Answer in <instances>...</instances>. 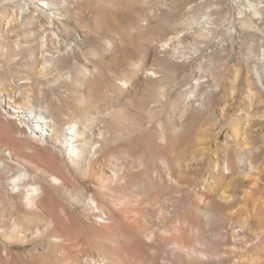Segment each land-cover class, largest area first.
Wrapping results in <instances>:
<instances>
[{
	"label": "rangeland",
	"instance_id": "374dc122",
	"mask_svg": "<svg viewBox=\"0 0 264 264\" xmlns=\"http://www.w3.org/2000/svg\"><path fill=\"white\" fill-rule=\"evenodd\" d=\"M28 1L3 0L0 12L17 15L18 2L24 5ZM73 1L66 0L62 23V29L68 31L64 29L61 38L55 36L48 53L42 48L45 39L34 34L44 17L31 8L33 36L19 24L11 30L6 22L0 32V192L6 202L0 215V264H52L69 252L51 247L50 240L41 235L42 226L38 228L37 219L29 213L23 211L19 216L10 212V205L28 210L27 190L16 189L10 180L16 176L12 169L16 159L25 158L29 151L25 147L19 151L26 130L5 114L10 111L8 106L19 105L28 112L31 107L57 104L75 115L88 89L84 83L88 84V76L92 77L104 58L125 63L129 74L117 85L129 94L143 92L151 87V80H158L152 87L173 96L172 112L160 117L155 132L145 127L124 140L128 154L142 159L144 171L157 169L152 161L156 146L160 145L162 157L173 159L170 166L177 182L155 189L158 210L178 219H206L210 234L211 223L220 219L225 238L222 250L227 253L223 264H264V0H109L114 7L123 6L128 37L103 29L87 11L72 5ZM132 16L137 26L128 22ZM135 40L139 41L137 51ZM64 44L71 47L67 45L65 51ZM167 61L172 65L170 70L166 69ZM151 72L158 78L148 75ZM186 105L188 137L180 133L170 149L164 139L165 125L171 120L175 129L181 130ZM99 112L85 119L104 116ZM96 124H90L93 131ZM89 185L93 187L91 182ZM80 189L58 194L51 188L80 216L66 219L79 239L76 253L101 250L113 260L127 259V264H162L166 244L129 236L125 229L129 220H145L148 203L140 202L136 207L130 202L144 191H112L104 206L113 216H105L107 230L102 232L97 225L100 219L77 205ZM118 196L125 204L110 208L113 202L121 201Z\"/></svg>",
	"mask_w": 264,
	"mask_h": 264
},
{
	"label": "bare ground",
	"instance_id": "6f19581e",
	"mask_svg": "<svg viewBox=\"0 0 264 264\" xmlns=\"http://www.w3.org/2000/svg\"><path fill=\"white\" fill-rule=\"evenodd\" d=\"M2 1L0 0V3ZM28 2L30 3H24V5L23 2L21 5L18 2L17 7L14 5V8L18 9L16 10L18 11L17 15L15 12V15L9 17L7 12L3 10L0 12V32L6 22V26L11 30L16 29L19 24L20 28H25V31L29 33L28 36H33V27L30 26H34L32 22L35 23V19L34 15L30 16L29 8H31L33 12L41 13L44 17L43 24L39 25L40 28L37 29L35 25L36 33L34 34L45 39L42 40L43 45H41L42 48L47 49L50 44L55 42V36L59 38L61 35L63 36L65 28L62 29L64 27L62 23L65 20L66 0H30ZM72 5L87 11L91 20L103 29L113 30L128 37L125 26L126 16L122 12L123 6L114 7L109 0H74ZM20 18H22L21 21ZM132 18L133 20L129 19L128 22L132 21L131 23L137 26L136 18L133 16ZM14 25L17 26L13 27ZM138 42L137 40L133 42L135 51L139 49ZM67 45H62V48L67 50L69 48ZM68 46L71 47V45ZM104 47L98 48L104 49ZM46 52L48 53L49 50L47 49ZM52 54L51 56L48 54L50 59L53 58ZM51 61L55 64L53 59ZM62 64L65 65V63ZM124 65L122 60L110 58H104L96 65L94 68L96 72H93L92 77L87 75L89 77L88 84L84 83L88 85L86 94H83L85 96L81 95L84 99H82V103L85 104L81 103L76 106L75 115L73 110L69 115L66 113L65 107H60L57 104H52L51 107L42 106L43 108L41 106H38L39 108L31 107L28 112L20 110L22 108L19 105L8 106L10 111L5 114H10V118L16 121L18 127L26 130V140L20 141L19 151L22 152V147L29 151L25 158L18 157L16 159L14 167H12L16 176L10 180V184L16 189L27 190L28 210H17L16 205L9 204L10 212L19 216V213L23 211L25 214L29 213L32 219H37L38 228L42 226L41 235L43 234L44 238L50 240L51 247L69 250L66 256L52 264H127V259L113 260L101 250H97L94 254L76 253V248L80 246L79 239H77L76 233L67 226L66 219H79L80 216L74 213L68 205H65L53 191L64 194L69 188L81 186L80 199H77L76 203L91 213L94 219H100L97 225L102 232L107 230L104 225L106 223L105 216H113L106 211L104 206V202L109 200V194L112 191L132 190L136 193L144 191L130 202L136 207L140 202H147V215L145 214L144 221L140 220L141 218L127 221L125 223L127 235L144 236L153 243L166 244L168 248L162 259V264H223L227 253L222 250L225 238L220 219H216L213 225L211 223V237V234L208 233L209 227L206 219H178L174 216L175 214H166L161 208L158 210L159 200L155 189L166 183L177 182L170 166L173 159L166 155L167 158L162 157L159 152L160 145L156 146L154 151L157 154L152 155V161L157 169L144 171L142 170V159L132 157L125 148L128 142L124 140L129 134L136 135L145 127L154 130L160 125V117L170 113L173 107V96L164 89L156 90L152 87L159 83L158 80H151V87L143 92L129 94L124 91L117 85L118 81L124 80L129 74L128 68H125ZM171 67V63L167 61L166 69L170 70ZM154 73L151 72L148 75L157 79L158 76ZM83 74L86 75V73ZM72 102L75 103V100L72 99ZM95 111H100L104 116L94 117L96 121H93L94 118L92 120L85 119L93 117L90 115ZM63 115L69 116V118ZM181 120L184 124L179 131L175 129L174 122L171 120H168L165 125L164 139H167L170 149L173 148L180 133L185 139L188 137L190 120L188 105L183 110ZM96 122L97 128L93 131L90 124ZM98 124L102 126L98 127ZM163 144L165 145V142ZM164 145L161 146L164 148ZM8 168L9 166L6 167V169ZM89 182L93 184V187L89 185ZM1 196L0 192V215L5 211L2 205L6 204L2 201ZM118 198L121 201L113 202L110 204V208L114 209L125 204L121 196ZM158 219H162L160 223ZM204 220L207 221L206 225ZM212 220L214 219H211L210 222ZM236 230L237 228L234 227L233 231ZM36 231L39 232V229ZM239 244L241 247L244 246L242 241H239Z\"/></svg>",
	"mask_w": 264,
	"mask_h": 264
}]
</instances>
